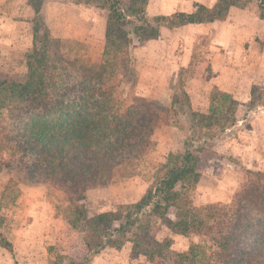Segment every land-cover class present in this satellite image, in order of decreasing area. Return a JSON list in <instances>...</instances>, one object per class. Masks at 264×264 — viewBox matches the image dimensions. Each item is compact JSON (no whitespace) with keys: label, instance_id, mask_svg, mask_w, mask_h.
<instances>
[{"label":"trees","instance_id":"obj_1","mask_svg":"<svg viewBox=\"0 0 264 264\" xmlns=\"http://www.w3.org/2000/svg\"><path fill=\"white\" fill-rule=\"evenodd\" d=\"M74 1L107 13L102 58L91 64L67 60L41 15V3L30 0L35 19L26 80L0 77V150L12 152L19 174L30 182L50 183L62 193L58 208L68 224L83 234L90 255L106 248L121 250L131 243V258L144 256L149 264H264V170L247 171L248 182L231 205L197 206L193 201L207 146L218 129L223 132L238 123L243 103L215 87L208 113H203L193 108L181 80L169 109L137 98L127 106L116 102L119 88L136 74L134 50L157 40L164 28L172 31L224 21L232 7L256 6L264 19V0H217L211 8L196 3L192 13L158 16L149 15L150 0ZM70 63L77 65L79 80L69 83L62 80L61 68ZM185 122L191 129L184 147L170 152L139 200L115 211L88 215L83 201L90 185L107 173L134 177L140 162L155 147L156 131ZM12 165L7 166L11 172ZM14 190L11 179L2 201ZM162 228L167 234L160 239ZM175 235L209 239L210 253L199 244L176 252L171 238ZM0 247L12 248L1 233ZM50 264L78 263L58 257Z\"/></svg>","mask_w":264,"mask_h":264},{"label":"rangeland","instance_id":"obj_2","mask_svg":"<svg viewBox=\"0 0 264 264\" xmlns=\"http://www.w3.org/2000/svg\"><path fill=\"white\" fill-rule=\"evenodd\" d=\"M38 1L46 23L48 3L52 2L57 10V27L51 33L53 38L59 39L60 52L67 60L77 59L91 64L102 58L106 43V12L81 6L74 0ZM195 3V0H150L148 13L158 16L187 12ZM63 25L68 26L65 31H61ZM22 43L18 52L0 59L1 78L14 82L26 80V58L33 46L28 41ZM210 43V33L198 28H183L164 30L157 40L138 46L134 50L136 74L128 77L119 88L116 102L127 106L137 98L147 100L155 107L169 109L175 85L180 80L186 86L190 77L205 79L212 75L211 64L205 57L210 51ZM188 55L192 59L186 63L184 58L188 59ZM75 66L72 63L64 67L60 65L64 82L79 80ZM247 99V102L238 100L244 105L238 109V123L223 132L218 129L214 141L207 146L202 159L203 175L193 193L197 206L211 203L231 205L248 182L247 171L264 170V85H253ZM209 107L203 113H208ZM3 117L7 123V117ZM181 126L171 123L156 131L155 147L140 162L134 177L123 179L107 173L90 185L83 201L88 215L115 211L122 204L139 200L170 152L184 147L191 126L187 122ZM9 163L14 164L12 172L7 168ZM15 163L16 157L11 151L0 150V209L3 205L0 233L12 247L11 251L0 254V264H28L30 255L35 253H39V258L43 255V259L48 255L49 261L66 257L78 264H91L94 255L88 253L83 234L68 224L62 209L58 208L62 193L50 183L30 182L23 173L19 174ZM11 179L15 180L14 193L3 202V191ZM166 234L167 230L162 228L158 236L163 239ZM171 238L176 252H186L192 245L206 248L211 245L209 239L202 236L175 235ZM131 250V243L119 250L125 264H149L144 256L131 258ZM206 250L210 253L208 248Z\"/></svg>","mask_w":264,"mask_h":264},{"label":"crops","instance_id":"obj_3","mask_svg":"<svg viewBox=\"0 0 264 264\" xmlns=\"http://www.w3.org/2000/svg\"><path fill=\"white\" fill-rule=\"evenodd\" d=\"M195 1L209 8L217 2ZM181 3L184 4L183 1ZM195 4L185 13L194 12ZM52 5L50 2L46 7L49 15L47 25L50 30H55V22L59 16ZM34 16L35 12L28 0H0V59L9 58L14 52H18L24 41L33 46ZM65 28L68 26L63 25L61 31H65ZM183 28H198L211 34L210 51L205 57L210 62L213 73L205 79L190 77L185 86L195 110L205 111L209 107L210 94L215 87L233 94L239 101L247 102L250 88L253 85H264V19L259 17L256 6L247 9L232 7L224 21ZM164 30L167 29L164 28L162 33ZM191 59L192 56L188 55L184 62H190ZM5 250L0 247V254L9 251ZM38 254H31L28 264H50L48 255L43 259V255L39 258ZM92 258L91 264H125L121 252L113 248H106Z\"/></svg>","mask_w":264,"mask_h":264}]
</instances>
